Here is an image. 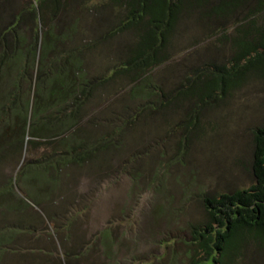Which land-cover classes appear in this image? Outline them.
Instances as JSON below:
<instances>
[{"label": "rangeland", "instance_id": "obj_1", "mask_svg": "<svg viewBox=\"0 0 264 264\" xmlns=\"http://www.w3.org/2000/svg\"><path fill=\"white\" fill-rule=\"evenodd\" d=\"M201 1L193 5L205 16L188 9L172 59L141 79L112 73L130 55L131 32L90 53L81 48L89 36L57 39L41 82L34 65L24 76L19 66L12 78L0 77V264H64L67 252L72 264H214L194 239L209 222L204 201L254 184V131L264 123V63L220 84L218 68L264 42V0ZM111 2L91 5L107 4L103 14L114 30L124 11ZM70 47L87 57L84 71L69 67L62 50ZM41 51L40 44L37 60ZM55 71L70 82L60 92L47 80ZM184 83L185 132H168L183 109L147 106ZM85 136L96 155L61 166V142ZM25 169L34 178L23 182ZM246 242L225 264H264V247Z\"/></svg>", "mask_w": 264, "mask_h": 264}, {"label": "trees", "instance_id": "obj_2", "mask_svg": "<svg viewBox=\"0 0 264 264\" xmlns=\"http://www.w3.org/2000/svg\"><path fill=\"white\" fill-rule=\"evenodd\" d=\"M92 1L26 0L23 4L17 5V0L16 2L0 0V49L3 50L0 54V77L7 76L10 79L11 73L12 78L15 76L13 71L19 66H22L24 70L22 76H24L26 73L29 74V67L34 65V67L37 66L34 77L36 80L40 78L39 82H41L45 80L42 73H44L43 63L46 52L50 49L56 51L55 48L53 50L52 45L57 46V39L67 38L65 39L67 44L68 40L72 41L70 38L72 34L85 38L89 36L90 44L84 40L81 48L90 53L111 37L131 32L135 35V40L133 47L129 50L130 55L124 60L120 59L121 64L115 67L112 73L136 74L141 79L150 69H156L172 59L173 54L170 51L174 49L173 35L183 27L189 8L200 10V15L205 16L204 7L193 5L194 0H111L113 3L120 4L124 12L119 16L118 22L112 25L115 29L110 30L109 24L107 25L108 18L103 14L107 4L101 9L102 4H99V7L91 5ZM204 2L203 0L200 3ZM90 19H92L91 22H89ZM44 30L46 40L43 39ZM40 44L42 51L37 60ZM72 47L62 50L65 60L70 68L84 71L83 68L88 66L87 57L82 54V58L79 59L77 56L81 53ZM23 60H28L29 62L26 63L31 65L26 67L22 63ZM242 60L245 64L241 65ZM60 62L61 60H56V65L59 63L56 70L60 67ZM258 62L264 63V42L249 45L238 63L232 67L218 68L217 83H226L245 68ZM38 72L39 76H37ZM52 74L54 79L47 80H52L57 92L64 90L65 76L58 71ZM68 83L70 82H65V86ZM34 86L36 88V82ZM159 97L161 101L150 102L147 108L156 113L183 109L184 117L168 132H185V83L174 94ZM73 116L77 117L76 114ZM32 137L38 138L34 133ZM64 142H61V147L65 152L60 155L55 153L60 158L61 166L65 165L64 162L80 165L96 155L92 154L95 141L90 136L74 139L73 142L67 138ZM253 143L254 184L249 189L235 190L206 198L204 204L209 222L202 228L194 230L196 236L194 239L199 244L200 251L206 255V261L213 260L214 264H225L231 256L239 252L246 241H253L264 247V123L254 131ZM69 158L71 160H68ZM56 160L57 157L54 161ZM56 163L60 168V163ZM43 169L44 171L40 172H44L43 176L47 178L46 174H48L49 178H53L48 167ZM34 173L39 172L34 170ZM21 174L23 182L28 177L34 178L29 176L32 172L26 169ZM11 239L7 241L11 242ZM0 256L2 258V252ZM64 257V264H72L73 254L67 252ZM201 263L195 261L194 264Z\"/></svg>", "mask_w": 264, "mask_h": 264}]
</instances>
